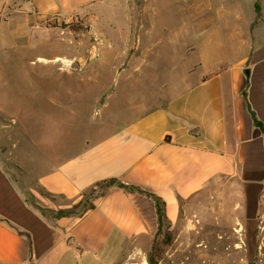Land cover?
<instances>
[{"label": "crops", "instance_id": "crops-1", "mask_svg": "<svg viewBox=\"0 0 264 264\" xmlns=\"http://www.w3.org/2000/svg\"><path fill=\"white\" fill-rule=\"evenodd\" d=\"M151 2L136 50L124 52L128 0L115 20L107 0H0V115L34 138L41 170L23 188L0 157V264H115L153 239L155 200L116 185L83 215L40 209L70 207L108 178L164 200L162 228L175 240L232 216L254 229L264 196V130L255 122L264 125V0ZM78 13L113 21L115 35L114 48L99 47L76 69L73 60L93 51L90 34L77 43L56 24ZM156 73L168 74L156 86L164 98L123 91L155 89Z\"/></svg>", "mask_w": 264, "mask_h": 264}, {"label": "rangeland", "instance_id": "rangeland-1", "mask_svg": "<svg viewBox=\"0 0 264 264\" xmlns=\"http://www.w3.org/2000/svg\"><path fill=\"white\" fill-rule=\"evenodd\" d=\"M128 1L134 5L129 10L128 18L123 20L125 21L123 32L127 35V41L123 45L124 52L136 50L135 40L138 39L139 33H143L147 24L146 3L148 0ZM150 1L153 3L158 1L159 4L163 1L168 7L170 4L181 2V0ZM122 5V0H107L105 7L112 9L115 20L116 15L124 11ZM165 19H168V16L160 14L159 20L166 21ZM63 24L66 23L56 24V26H59V29L68 27L75 34L77 43H82L81 39L84 34H90L93 51L88 49L82 58L73 60L71 64L76 69L86 65L90 59L95 61L98 52H93L99 47L100 49L107 48V50L114 48L111 46L115 35L113 21L109 25H100L89 15L78 13L66 26ZM162 45L164 44L160 45V50L163 49ZM107 58L108 65L110 61L113 63V57L112 59L109 56ZM123 59L125 60L124 65L130 67L132 64L130 53L127 58L123 56ZM108 75L109 72L105 76L108 77ZM167 75V73L155 74V89L151 87L149 89L133 88L123 91L131 94L138 93L139 97L144 100L162 99L165 91L157 89L156 86L162 84L167 79ZM143 78L146 81V78ZM152 90L156 98L152 97ZM21 133V129L15 123L4 120L0 115V157L3 165L21 187L29 188L36 185V176L41 170L36 166L39 161L34 159V155L37 154L32 153L36 150L34 138L24 137ZM99 190L101 188H98L96 192ZM84 199L85 197L82 196L79 201ZM251 224L254 229L252 226L249 228L244 217L219 218L215 225L197 227L192 231L179 234L177 240L175 239L178 234L164 227L162 232L155 234L153 239L144 238L143 242L138 244L140 247L134 246L135 244L130 245L124 250L122 259L115 264H264V196L260 212Z\"/></svg>", "mask_w": 264, "mask_h": 264}, {"label": "trees", "instance_id": "trees-1", "mask_svg": "<svg viewBox=\"0 0 264 264\" xmlns=\"http://www.w3.org/2000/svg\"><path fill=\"white\" fill-rule=\"evenodd\" d=\"M63 26H66V24H63ZM255 122L257 126H259L262 130H264V125L260 120L255 118ZM112 185L122 187L130 192H139V193H143V194H146L152 197L156 202L158 220H159V225H160L157 233L162 232V226L164 225V223L168 222L166 211H165L164 200H162L159 196H157L153 192L145 190L137 185L124 183L117 178H108V179L96 182L94 185H92L90 188H88L82 193V196L85 197L83 201L81 200L78 203L71 205L70 207L58 209L55 212L51 211L50 209L43 208V207H40V209L44 215L51 214L54 217L83 215L86 211L95 207V200L103 194L104 192L103 190H105L107 187L112 186ZM98 188H101V190L96 192Z\"/></svg>", "mask_w": 264, "mask_h": 264}, {"label": "water", "instance_id": "water-1", "mask_svg": "<svg viewBox=\"0 0 264 264\" xmlns=\"http://www.w3.org/2000/svg\"><path fill=\"white\" fill-rule=\"evenodd\" d=\"M249 72H250V70H249V69H246V73H247V75L249 74Z\"/></svg>", "mask_w": 264, "mask_h": 264}, {"label": "bare ground", "instance_id": "bare-ground-1", "mask_svg": "<svg viewBox=\"0 0 264 264\" xmlns=\"http://www.w3.org/2000/svg\"><path fill=\"white\" fill-rule=\"evenodd\" d=\"M62 60V59H61ZM64 60V59H63ZM66 61V60H65ZM67 62H69V61H67Z\"/></svg>", "mask_w": 264, "mask_h": 264}]
</instances>
